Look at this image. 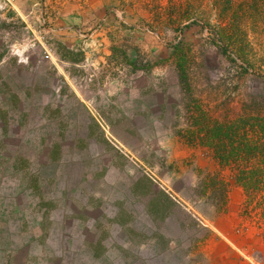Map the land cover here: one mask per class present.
Masks as SVG:
<instances>
[{"label":"rangeland","instance_id":"374dc122","mask_svg":"<svg viewBox=\"0 0 264 264\" xmlns=\"http://www.w3.org/2000/svg\"><path fill=\"white\" fill-rule=\"evenodd\" d=\"M218 12L0 0V264H264V156L201 144L264 116V35Z\"/></svg>","mask_w":264,"mask_h":264},{"label":"trees","instance_id":"16d2710c","mask_svg":"<svg viewBox=\"0 0 264 264\" xmlns=\"http://www.w3.org/2000/svg\"><path fill=\"white\" fill-rule=\"evenodd\" d=\"M226 5H222V0H215L219 8L218 12V25L216 35L223 40L228 47L235 45V50L241 53L243 46V35L262 37L264 35V0H227ZM190 18V17H188ZM232 43V45H230ZM250 62V61H248ZM251 67H256L257 70L261 69L263 64L249 63ZM258 114L257 116L244 118L239 126L227 127V132L223 130L221 123H216L213 127H206L205 129L209 134L202 137L201 144L214 148L216 157L219 159L232 158L237 160L241 154H245L249 158H256L259 154L264 156V116ZM253 120L255 123L249 124ZM251 127H258L254 131L249 129ZM253 132H257L254 137ZM228 142L231 148L227 149ZM238 180L242 182L239 173H236ZM251 180L256 177H261L264 174V169L251 170ZM246 178V177H245ZM247 189L254 184L243 183Z\"/></svg>","mask_w":264,"mask_h":264},{"label":"crops","instance_id":"0c3cea01","mask_svg":"<svg viewBox=\"0 0 264 264\" xmlns=\"http://www.w3.org/2000/svg\"><path fill=\"white\" fill-rule=\"evenodd\" d=\"M218 230V232L220 231L219 229H217Z\"/></svg>","mask_w":264,"mask_h":264}]
</instances>
